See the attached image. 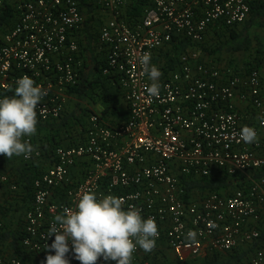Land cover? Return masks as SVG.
Segmentation results:
<instances>
[{
	"label": "built area",
	"instance_id": "2783aa9c",
	"mask_svg": "<svg viewBox=\"0 0 264 264\" xmlns=\"http://www.w3.org/2000/svg\"><path fill=\"white\" fill-rule=\"evenodd\" d=\"M142 17L129 23L128 0H93L111 18L99 33L106 54L102 74L115 73L130 118L112 127L91 113L78 143L45 153L37 145L23 162L41 166L33 179V194L22 216L12 222L18 229L16 254L10 242H0V264H43L49 253L46 239L55 215L73 208L84 191L97 197L114 195L153 217L159 236L150 253L137 248L132 264H162V251L177 263L209 252H230L240 243L259 239L250 221L264 217V177L252 172L264 168V83L261 74L238 75L230 67L202 61L198 46L213 27L234 28L250 15L258 0H143ZM12 24L0 33V98L14 94L15 81L24 75L47 90L36 108L41 123L59 119L68 91L77 84L81 68L76 33L84 16L78 0H17ZM0 0V19L5 11ZM1 21V20H0ZM187 40L191 45L172 69L160 77V92L149 97L151 81L141 74L138 55L154 53ZM164 65V64H162ZM238 99L246 111L235 104ZM242 126L253 127L258 142L244 143ZM246 177V189L231 195L211 193L184 200V179L214 173ZM17 199L20 184L0 173L1 186ZM4 216L0 209V226ZM19 224V227L18 224ZM189 231L195 238L189 239ZM69 246L70 243H69ZM70 264H80L68 254ZM98 264H114L102 259ZM248 264H264V248Z\"/></svg>",
	"mask_w": 264,
	"mask_h": 264
},
{
	"label": "trees",
	"instance_id": "16d2710c",
	"mask_svg": "<svg viewBox=\"0 0 264 264\" xmlns=\"http://www.w3.org/2000/svg\"><path fill=\"white\" fill-rule=\"evenodd\" d=\"M15 1L17 0H5V11L0 19V33L3 31L1 28L2 24L5 22L7 24H12L14 21L15 15L13 13L12 5ZM78 1L80 6L86 7V11L83 12L86 16L84 31L87 33V31H89V25L87 26V23L93 22V24L90 25V28H93L94 31L91 35L89 33L87 34L94 39L101 28L102 18L100 15L96 17V14L91 7L90 0ZM146 6L147 4L143 0H128L126 12L128 22L135 23L139 21ZM243 24L244 27L239 31V26L231 29L217 27L211 28L206 36L205 42L198 47L203 56L210 57V65L217 66L222 55H228L230 57V63H228V65L236 74L246 76L250 71L256 70L261 74V79L264 83V78L262 76V74H264V47L259 42L258 37L253 34V32H249L250 30H254V28H260L262 30L264 27V0L252 4L249 18ZM80 31L81 30L76 33L79 48L82 47L79 39ZM190 45L191 44L185 39L181 40L179 44H173L172 50L174 59H172V57L169 63L173 65V63L177 61L176 58ZM237 55L241 56V61L239 59L234 60ZM105 67L106 63L103 65L96 63L95 67L90 70L89 75L84 72L85 69L83 67L80 68L77 84L69 89L68 95H75L79 101H84L86 106L77 103L73 104L68 110L66 105L59 119L45 123H41L38 120L36 135L30 137L34 145H37L45 153H51L57 147L61 146L60 137L62 133H69L71 136H81L85 131L87 120L92 113L90 108L96 104H99L102 107L101 119L104 121H110V123L113 124L114 122L118 123L121 121H124L125 123L128 120V110L123 107L120 100L122 94L119 87L118 77L115 73L103 75L102 70ZM119 124L120 123H118V125ZM75 129L80 130V132L74 134ZM74 144L75 143L72 142L68 146ZM20 160L21 167L19 169L18 180L21 183L20 187H23L25 194H27V198H30L33 194V179L40 174L41 166L36 162L27 163L23 162L21 158ZM13 162H15V159H13ZM12 168L13 167H11V169ZM251 176L254 179L264 177V168L252 172ZM183 184L185 186L184 200L187 201L192 199L193 195L204 196L211 193L221 194L227 190L246 189L247 181L246 177L242 175L229 176L224 172H218L209 177L184 179ZM226 195H230V192ZM15 202L10 203L8 208L0 207L4 216L3 221L11 217L9 215L10 212L19 208L15 207L17 205ZM17 227H19V224ZM17 233L18 229L13 228L11 222L10 224L1 223L0 242H10L14 252L19 254L21 251L18 245L19 237L17 236ZM162 264H164V260ZM201 264L234 263L233 257L219 258L218 253H214L212 256L206 257Z\"/></svg>",
	"mask_w": 264,
	"mask_h": 264
},
{
	"label": "clouds",
	"instance_id": "9594fccd",
	"mask_svg": "<svg viewBox=\"0 0 264 264\" xmlns=\"http://www.w3.org/2000/svg\"><path fill=\"white\" fill-rule=\"evenodd\" d=\"M137 60L141 74L151 81L146 87L148 96H158L161 71L152 64L149 52L138 55ZM15 85L12 96L0 98V155L8 159L28 158L35 151L26 138L36 135V108L47 95V90L28 75L17 79ZM239 137L244 143L258 142V134L250 126H242ZM124 203L114 195L98 198L92 191L82 192L73 208H64L54 216L46 235L54 240L45 246L54 254H47L43 264H70V252L80 264H98L101 259L132 264L137 248L152 252L159 236L155 219L143 218L140 209L132 205L125 210ZM195 235L188 233L189 239Z\"/></svg>",
	"mask_w": 264,
	"mask_h": 264
},
{
	"label": "crops",
	"instance_id": "0c3cea01",
	"mask_svg": "<svg viewBox=\"0 0 264 264\" xmlns=\"http://www.w3.org/2000/svg\"><path fill=\"white\" fill-rule=\"evenodd\" d=\"M261 0H258V2ZM91 2V7L93 8V12L96 14V17L98 15H103L101 16L102 20V25H104L110 18L111 16L109 14H105L103 13L100 8L95 5L93 3V0H90ZM80 5V4H79ZM86 7H82L80 6V10L82 12V15L84 16V22L80 28V41H81V48H80V61H81V68L83 67L85 70L84 72L89 75L90 74V70H92L95 67L96 63H100L101 65L106 63V54L101 51V47L99 46V33L101 31V28L99 30V33L96 34L95 38L93 39L90 35L93 32L90 28V25L93 24V22H89L87 23V26L89 25V31H87V33H89L90 35H88L85 31V25H86V16L84 15V11H86L85 9ZM99 11V12H98ZM127 12V11H126ZM125 17H126V13H125ZM127 18V17H126ZM91 23V24H90ZM172 46L168 49L165 50H158L157 52L154 53L153 56V61L155 63L161 64L158 65V69L161 71L162 74H166L167 69L166 67L169 66L168 69H172L173 65L169 63L170 59H174V55H173V50H172ZM202 61L209 64L210 63V57L209 56H202ZM228 63H230V57L228 55H222L221 60L219 62V64L217 66L219 67H229ZM164 64V65H162ZM165 65H167L165 67ZM240 75V74H238ZM242 76V75H241ZM263 78H264V74H262ZM121 91V90H120ZM122 94V92H121ZM121 103L123 105L124 108H127L128 113H129V109L127 107V105L124 102L123 99V94L121 95ZM80 103V105H85L84 101H79L75 95H70L69 99H68V104H67V109L69 110L73 104H77ZM235 104L236 106L239 107V110L244 113L246 111V108H244V105L240 104L238 99H235ZM99 104H96L95 106H93L91 109L92 113H97L101 115V111H102V107L99 106ZM129 118H130V114H129ZM128 118V120H129ZM127 120V121H128ZM126 121V122H127ZM105 122L109 125H112V127H115L116 125L118 126V123L122 124L124 123V121L121 122H114L113 124L110 123V121H106ZM88 123V122H87ZM87 126V124H86ZM80 130L75 129L74 130V134L79 133ZM70 136V137H69ZM80 135H76V136H71L69 133H62L61 134V146L60 147H67L70 143H78L79 141H77L79 139ZM75 138V139H74ZM13 159H15V162H13ZM20 163L21 160L19 157H12L11 159L5 158L4 156L0 155V173L1 174H6L9 176L10 179L12 180H16L19 184L20 181L18 180V176H19V169H20ZM11 167H13L11 169ZM236 190H227L226 192H223L219 195H226L230 192V195L233 194ZM10 192L9 189L7 188V186H1L0 189V207L3 208H8L9 204L12 202H15L17 205L15 207H19L17 208L18 210H20V212H23L24 209H26L29 206V202L31 201V198H27V194H25L23 187L20 188V192L18 193L17 199L15 200H10L9 197H11V194L9 196ZM202 196H194L192 199H198ZM13 198V197H11ZM16 209V210H17ZM12 212L9 213V215L11 217L7 218L5 217V221H3V223H12L13 221H15V217H16V213L14 215H11ZM249 228H256L260 234L259 239L255 240L252 243L249 244H243L240 243L237 247H235L232 251L230 252H219L218 256L219 258H230L233 257V263L234 264H248V262L250 261V258L253 256L254 252L258 249H263L264 248V217L261 218L260 221L258 222H253L250 221L249 223ZM214 253L217 252H209L206 253L202 256L196 257V258H191L189 259L185 264H201V262L206 258V257H210L212 256ZM162 258L164 260V264H180L177 263L172 252L169 250H163L162 251ZM159 264V263H158Z\"/></svg>",
	"mask_w": 264,
	"mask_h": 264
},
{
	"label": "rangeland",
	"instance_id": "374dc122",
	"mask_svg": "<svg viewBox=\"0 0 264 264\" xmlns=\"http://www.w3.org/2000/svg\"><path fill=\"white\" fill-rule=\"evenodd\" d=\"M99 12V11H98ZM100 15H101V13H100ZM101 16H103V15H101ZM100 16V17H101ZM103 20V19H102ZM103 25H101V27H102ZM244 27V24L243 25H240L239 27H238V31L239 30H241L242 28ZM91 30L92 31H94V29L93 28H91ZM249 32H253V34H255L257 37H258V40H259V42L263 45V47H264V27L262 28V30L260 29V28H254V30H250ZM251 34V33H250ZM252 57V56H251ZM237 59H239L240 61H241V56H239V55H237V56H235V58H234V60H237ZM100 105H98V107H99ZM9 196H10V194H9ZM9 199L10 200H12V198L11 197H9ZM16 213V217H15V219H17V218H20L21 216H22V213L20 212V210H14V211H12V214L11 215H14ZM17 223V222H16ZM18 224V223H17Z\"/></svg>",
	"mask_w": 264,
	"mask_h": 264
}]
</instances>
